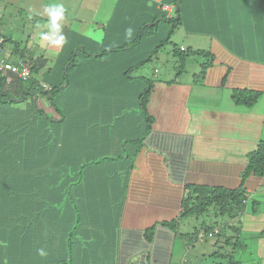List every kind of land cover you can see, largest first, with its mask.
<instances>
[{
  "label": "crops",
  "instance_id": "1",
  "mask_svg": "<svg viewBox=\"0 0 264 264\" xmlns=\"http://www.w3.org/2000/svg\"><path fill=\"white\" fill-rule=\"evenodd\" d=\"M60 1L54 8L62 6L59 28L52 22L43 34H34L44 54L30 46L39 78L47 80L51 67L72 57L63 85L77 93L78 114L72 119H100L119 138L125 124L124 138L143 139L126 183L118 180L113 188L93 180L98 189L124 194L117 226L106 227L92 245L98 258L93 264H254L253 259L264 264V175L244 177L248 155L264 138V0ZM179 4L184 13H198L189 29L210 36L207 48L188 47L210 51L207 61L213 63L197 77L206 59L196 54L202 58L198 71L181 75L185 70L178 73L175 66L174 75L153 82L149 129L144 113L129 108L139 107V94L147 87L141 63L168 34L170 23L163 17L172 19L174 10L177 15ZM9 53L11 59L18 56ZM60 68L52 72L54 81L61 80ZM135 70L140 75L132 77ZM235 88L263 94L246 107L231 98ZM120 109L125 119H113ZM93 135L100 138V132ZM114 167L102 166L100 173ZM119 168L126 170L123 163ZM199 186H243L245 210L236 216L214 210L217 221L227 219L181 228L190 216H181L184 199Z\"/></svg>",
  "mask_w": 264,
  "mask_h": 264
},
{
  "label": "trees",
  "instance_id": "2",
  "mask_svg": "<svg viewBox=\"0 0 264 264\" xmlns=\"http://www.w3.org/2000/svg\"><path fill=\"white\" fill-rule=\"evenodd\" d=\"M169 21L172 25L167 43L172 42L174 27L182 23L181 4L177 15ZM163 41L148 54L150 58L158 55ZM13 52L18 54L17 58L11 59L9 52L7 57L14 62L22 59L30 66L31 76L26 80L16 77L7 83L0 74V264L96 263L98 258L91 251L92 245L106 227L117 226L122 204L119 199L124 194L117 189H98L93 180L106 185L110 182L113 188L118 180L126 183L143 139L124 138L129 129L125 124L128 128L120 129L123 138H119L100 119H72L78 114L74 107L78 103L77 93L63 89L72 57L51 67L52 72L61 67L60 81L51 78V71L47 80H41L30 49L15 43ZM173 54L178 58V73L192 55L206 59L197 77H202L213 63L207 61L210 51L205 49L173 44ZM155 80L146 78L147 87L138 97V108L149 129L153 118L147 102ZM262 94L263 91L252 88H235L231 98L237 105L252 107ZM117 113L113 119H125L122 109ZM97 132L100 138L94 137ZM120 163L126 166L125 171L119 168ZM105 165L115 167L100 173L99 168ZM248 173L264 175V138L248 155L244 177ZM245 198L243 186L193 187L184 199L181 216L201 214L210 206L219 213L236 216L245 210ZM171 223L176 224L177 219ZM41 250L45 255L40 254Z\"/></svg>",
  "mask_w": 264,
  "mask_h": 264
},
{
  "label": "rangeland",
  "instance_id": "3",
  "mask_svg": "<svg viewBox=\"0 0 264 264\" xmlns=\"http://www.w3.org/2000/svg\"><path fill=\"white\" fill-rule=\"evenodd\" d=\"M56 1L60 0H0V33L6 36L5 49L8 52L13 50L15 43L19 44L21 48L30 46L41 54H44L41 44L35 42L34 34L41 33L47 30V26L52 23L50 13L54 11L56 7ZM229 1V4L231 0ZM61 2V1H60ZM59 2V4H60ZM58 4V5H59ZM56 11H59L56 8ZM175 17L176 11L172 13ZM203 16V12L200 13ZM182 23L174 27V32L170 35V40L172 42L167 43V38L169 34L165 35L164 45L159 48L158 55L150 58L143 62L145 65L144 70L146 71V76L150 79H161L167 78L169 75H174L175 66H177L176 61L178 58L173 54V44L181 45L187 48L192 44L196 48H207V39L210 37L208 34H202L189 29L195 23V17L198 15L197 12L193 11L190 13H184L181 11ZM164 21H168L167 17L163 18ZM190 20V21H189ZM171 23L166 29L171 30ZM169 32V31H168ZM32 34V36H31ZM167 37V38H166ZM200 46V47H199ZM202 46V47H201ZM35 50V51H36ZM12 58H15L12 56ZM202 58L199 55H193L188 57L187 63L184 67V72L181 75H191L193 72L199 70V63ZM155 69H157L155 71ZM132 75H140L137 70L132 72ZM47 104L46 100H43ZM131 113L132 110L140 112L138 107L129 108ZM189 218V219H188ZM188 219V220H187ZM227 219V216H220L218 221L216 220L214 209L211 206L210 209L200 215H190L185 217V220L181 221V228L184 224L188 222L195 223L196 225L206 222L207 224H214L217 221L220 222ZM217 240H223L222 237H216ZM225 246L232 248V245L225 244ZM253 257L256 258V252L252 253ZM245 258L248 259V253H245ZM216 261H219V257H215ZM248 262V261H247ZM254 264H257V260L253 259Z\"/></svg>",
  "mask_w": 264,
  "mask_h": 264
},
{
  "label": "built area",
  "instance_id": "4",
  "mask_svg": "<svg viewBox=\"0 0 264 264\" xmlns=\"http://www.w3.org/2000/svg\"><path fill=\"white\" fill-rule=\"evenodd\" d=\"M0 74L6 78V82L10 83L13 79L21 78L28 79L31 76L30 66L22 59L17 62L11 61L7 57V51L5 49V39L0 33Z\"/></svg>",
  "mask_w": 264,
  "mask_h": 264
},
{
  "label": "clouds",
  "instance_id": "5",
  "mask_svg": "<svg viewBox=\"0 0 264 264\" xmlns=\"http://www.w3.org/2000/svg\"><path fill=\"white\" fill-rule=\"evenodd\" d=\"M60 11H52L50 13L51 17H52V22L56 24V26L59 28V24L57 23V21L61 18L62 16V6H60ZM129 34L131 33V29L128 30ZM57 43H59V41H57ZM40 254L43 256L45 255V253L43 252V250H41Z\"/></svg>",
  "mask_w": 264,
  "mask_h": 264
}]
</instances>
